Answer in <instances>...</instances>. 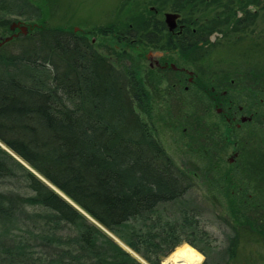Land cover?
I'll return each instance as SVG.
<instances>
[{
    "label": "trees",
    "instance_id": "trees-1",
    "mask_svg": "<svg viewBox=\"0 0 264 264\" xmlns=\"http://www.w3.org/2000/svg\"><path fill=\"white\" fill-rule=\"evenodd\" d=\"M153 1L158 12L175 11L182 22L177 34L162 32L163 49L196 52L197 75L186 88L193 95L181 96L174 112H154L136 75L133 60L148 49V30L165 26L144 19L150 11L135 9L134 0L117 3L118 19L90 30L74 29L78 22L68 18L49 23L50 0H0V39L15 31L0 42V264H142L118 240L160 264L181 239L204 255L201 264H264V0ZM13 20L26 32L10 29ZM215 30L227 41L244 40L263 65L220 68L217 79L240 72L226 85L204 77L205 34ZM89 31L110 33L129 62L110 65ZM209 85L216 94L225 88L252 111L242 142L245 161L241 168L226 164L214 180L208 178L212 167L190 154L193 130L208 125ZM162 126L178 133L183 165L163 145ZM193 175L202 178L200 202L227 210L221 213L227 218L220 215L227 230L219 247L198 245L192 236L196 212L185 194ZM241 242L253 247L243 255L256 260L236 258Z\"/></svg>",
    "mask_w": 264,
    "mask_h": 264
},
{
    "label": "rangeland",
    "instance_id": "rangeland-1",
    "mask_svg": "<svg viewBox=\"0 0 264 264\" xmlns=\"http://www.w3.org/2000/svg\"><path fill=\"white\" fill-rule=\"evenodd\" d=\"M123 1L125 0H57V1L50 0V4L53 7V9L50 8L49 10L47 8L45 18L49 23H53V24L60 23L64 21L65 18H68L70 21H76L79 23V24L78 23L73 24L74 26L77 27L81 26L85 29L89 28L90 30L91 26L104 25L108 22L118 19L119 9L117 3L120 2L122 3ZM134 1L137 4L135 9H146L150 11L143 16L144 19L155 18L157 19V21H161L163 25L165 24V21L163 20L164 19L163 13L164 11H171V10L162 9L158 12L155 3H153L154 2L153 0H134ZM44 3H46V1ZM121 3L119 4V6H121ZM65 9H66V13L64 14L63 10ZM178 17L179 14L177 13L175 24L177 22L182 23L181 21L178 20ZM14 28L18 29L17 26L10 29L13 30ZM173 29L174 27L168 28L167 25L164 28L161 27L160 29L155 28V31L149 29L148 30L149 32L151 31L154 35L157 36V42H154L155 44H152V48L158 50L163 49V45H162L163 39L161 38L162 32H164L165 34V31L169 30V32L172 33L174 32V34H177L176 31ZM12 34H15V31H11L10 33L4 36L12 35ZM88 36L89 38L91 37L92 42L96 44L95 51L96 52L100 51L107 59L108 63L109 62L111 63L110 65L117 66L120 63L123 64L129 62V60L126 57L120 54L121 48L117 47L118 42L114 39L110 40L107 38L110 37V33L105 35L103 34L102 36L97 32L95 33L89 31ZM205 37L208 38V42L206 43H210V44L209 45L205 44L209 49V52H208V59L203 60V66L208 68V69H204V77L206 76L210 77L211 75L212 78L218 81V83L226 85L229 81V78H231V75H234L239 71L230 72L228 74V78L217 79L216 74L219 75L222 73V71H220V68L230 67L233 69H239V68L243 69L244 65L247 62H252L253 65L254 64H259L260 66L263 65V63H261L257 58L258 54L256 53V50L249 51L248 49H246V44L244 40H235L232 38L227 41L225 37L221 36V32H218L216 30L205 34ZM144 41L147 44L145 46L147 48H150V46H148V44H150L149 43L150 41L147 40V37L144 39ZM166 51L167 50L164 49L163 57H166L167 61H170L169 62L170 64L184 65L187 68L192 69L191 71L193 72V74L197 75L196 66L193 62V60L196 59L195 58L192 59V55H194L196 52H192V53L191 52L188 53V51L183 52V50H179L177 48H174L173 50H171V52H166ZM179 56H182V59ZM133 61L137 66L136 75H138L141 78V80L144 81V89L147 92L148 100L152 104L153 107L152 109L154 112L156 111L159 113H163L164 109L165 110L167 109L170 112H174L176 110L177 105L179 104L178 100L180 99L181 96L193 95V92L191 91L189 92L188 90H186V88H188L187 86L186 88H184V84L187 85L188 83L187 81H185L187 77V73H182V72L178 73L176 70L172 68H159L157 66L155 67L154 65L149 66L148 63L149 59L144 56L142 58H136ZM238 74L240 75V72ZM179 76H181L180 84H172V82L174 81L177 83V79ZM236 93H238L241 97L244 96V92L240 89H237ZM206 115L207 117H205V119L208 124H212L213 122H216L217 125H225L224 121H222V119L217 116L213 108L209 110V112ZM175 135L177 136L178 133L175 131H171L167 128H163V126L160 129V139L163 145L173 157L178 158L177 160L179 163L183 159H186V157L181 153L182 148L179 146L180 142L177 139L176 140L174 139ZM244 146L245 145H243V147ZM243 147H241L242 149L238 153L239 155L238 159L241 160L244 159L243 155H245V151H243ZM225 167H226V163L218 165L216 168V173L223 171ZM236 168H241V165L238 164ZM30 169L32 170V168ZM193 179L196 182H193V185L189 187V191L185 194L186 196L192 198V201L189 204L191 205V207L194 206L193 208L195 209L196 212L195 214L191 215V224L192 227L194 228L193 231L191 232L194 233L192 234V236L195 237L198 245L201 246L210 245L212 247L213 246L219 247L222 244H224V232L227 230V226L222 220V218L225 219L227 218V216L226 214H221V213H226L227 210L225 208H222V206L219 203H216L217 205L214 206H206L205 204L201 203L200 194H202L205 190L202 184L198 182V180L202 178L199 175L198 176L193 175ZM209 179L214 180L213 176ZM252 185H254V183L250 182V186ZM220 215L221 216L223 215L222 218ZM181 219H182L181 213L180 211H178V222L175 224V226L178 229H180L179 232L180 238L186 234L183 227L181 230ZM188 235L191 236V234ZM118 242L121 244L119 240ZM181 244L190 245L184 239H181V241L178 242L176 245L179 246ZM243 244L244 242L239 243L237 245V248H242ZM176 245H174V247ZM256 245L258 244L256 243ZM177 246L175 248H177ZM123 247L126 250H128V252L134 254L135 257L140 262H142V264H145V262L148 263L140 254L136 252L133 253L132 251H130V248L128 246H127L128 249L125 246ZM175 248L173 250L171 249L172 250V251L170 250L171 252L169 251L165 255H161L159 263L163 264L165 258L170 253H172L175 250ZM196 250L199 251L198 249ZM247 251H249L248 246L242 249L240 253L245 254ZM201 255L202 258L199 264L202 263V260L204 258V255L202 253ZM236 257H239L241 260L243 258V256H236ZM141 258H143V261L145 262L140 260Z\"/></svg>",
    "mask_w": 264,
    "mask_h": 264
},
{
    "label": "flooded vegetation",
    "instance_id": "flooded-vegetation-1",
    "mask_svg": "<svg viewBox=\"0 0 264 264\" xmlns=\"http://www.w3.org/2000/svg\"><path fill=\"white\" fill-rule=\"evenodd\" d=\"M154 18V17H152ZM166 26V24H164ZM160 26L163 24L160 23ZM74 27V26H73ZM173 27H178L176 32L180 31L182 27V23H176ZM77 29V26L76 28ZM147 40L150 41L148 46L150 48L146 49L144 52V57L149 59V66H157L159 68H172L176 70L178 73H187V77L185 81L188 83L193 82V77L196 74H193L192 69L187 68L184 65H175L170 64V61H167L164 56V49L158 50L152 48V42H157V36L154 35L151 31L147 32ZM92 41V38L90 37ZM201 42V40H199ZM150 49V50H149ZM182 59V56H179ZM181 76L178 77L177 83L174 81L172 84H180ZM229 82H232V78H229ZM186 84H184V88H186ZM209 90H211V94H209L206 100L210 101L211 108L214 109L217 116L224 121L225 125H217L216 122L212 124H208L207 126H202L200 128H195L192 132L190 146H195L194 151L190 152L193 157V162L195 161L197 164H200L206 161V164H209L212 168L209 170L208 178L212 176H216V168L218 165L223 163L233 164L236 168L238 164H242V160L238 159L239 151L242 149L247 136V125L246 122L250 118V114L252 111L247 113L245 111V106L242 103L236 101V99L232 96H226L225 88H221L219 94L213 92V87L210 85ZM251 108L254 107V111L257 108H260V105L256 103L250 105ZM241 116H245L244 119H241ZM255 131L260 135L259 140L261 139L262 127H254ZM201 130V131H199ZM183 140L187 139L188 136L186 133L180 135ZM198 142L202 144V146H198ZM202 156V157H201ZM207 157V159H206ZM178 159V158H177ZM176 159L177 163L178 160ZM186 159H183L178 164L183 165ZM245 160H243L244 162ZM238 163V164H237ZM228 166V165H227ZM234 170V169H233ZM215 174V175H214ZM256 242V241H254ZM246 245H243L242 248H237L236 251H239L236 256H243L242 260H256L257 257L255 255L244 256L240 253L242 249H244ZM253 247H248V250ZM241 260L239 257H236ZM260 257H258L259 259ZM241 260V261H242Z\"/></svg>",
    "mask_w": 264,
    "mask_h": 264
},
{
    "label": "bare ground",
    "instance_id": "bare-ground-1",
    "mask_svg": "<svg viewBox=\"0 0 264 264\" xmlns=\"http://www.w3.org/2000/svg\"><path fill=\"white\" fill-rule=\"evenodd\" d=\"M1 145L4 146L3 144H1ZM12 154H14V153L12 152ZM15 156L18 158V156L16 154H15ZM23 163H25V162H23ZM50 186H52L59 194H61L62 196H65L61 191H59L53 185L50 184ZM121 244L128 249V247L126 245H124L122 242H121ZM130 251H132V250L130 249ZM133 253H135V252H133ZM201 258H202L201 253L199 251H197L195 248H193L192 246H190L188 244H181V245L177 246V248H175V250L165 258V260L163 261V264H199V262L201 261ZM140 260L143 261V258H141ZM143 262H145V261H143ZM145 264H149V263L145 262Z\"/></svg>",
    "mask_w": 264,
    "mask_h": 264
},
{
    "label": "water",
    "instance_id": "water-1",
    "mask_svg": "<svg viewBox=\"0 0 264 264\" xmlns=\"http://www.w3.org/2000/svg\"><path fill=\"white\" fill-rule=\"evenodd\" d=\"M163 15H164V19L163 20L165 21V24L168 26V28H172L175 25V20H176L177 13L176 12H173V11H164ZM9 26H10V28H13V27L17 26L18 29L21 30L22 32H25L26 31V25L23 24V23H21L18 20L17 21L13 20L10 23ZM73 28L75 29L76 26H74ZM10 36L11 35L4 36L2 39H0V42L2 40H5V39L9 38ZM244 118H245V116H241V119H244ZM69 201H71V200H69Z\"/></svg>",
    "mask_w": 264,
    "mask_h": 264
}]
</instances>
